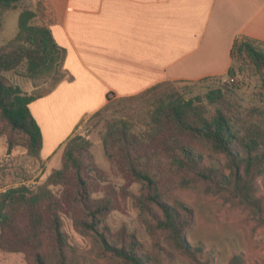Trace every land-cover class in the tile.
Returning <instances> with one entry per match:
<instances>
[{"label": "rangeland", "instance_id": "obj_1", "mask_svg": "<svg viewBox=\"0 0 264 264\" xmlns=\"http://www.w3.org/2000/svg\"><path fill=\"white\" fill-rule=\"evenodd\" d=\"M46 9L45 0H19L7 10L0 9V53L11 51L9 42L17 33L20 12L32 11L33 16L29 22L45 25ZM242 41L243 39H239L238 45H242ZM253 45L264 50L262 44ZM231 65L234 69V75L231 76L225 73L200 79L167 81L171 82L181 97L194 99L195 103L202 104L209 113L214 111V106L209 104L206 94L210 90L221 88L227 100L226 109L237 126L258 124L264 127V68L255 64L244 46L241 52H235ZM0 74L8 85L18 87L22 93L39 96L40 100L36 103L39 101L45 104L61 98L59 94L50 98L44 96L58 82L69 78L68 72L63 68L62 52H59L57 61L49 71L29 75L26 62L22 61L11 70H0ZM133 95L135 98L123 99L131 95L113 94L110 107L101 115L92 117L95 111L88 113L87 109L95 105L80 107L84 105L78 101L80 93H72L70 98L77 99L80 108L68 113L65 124L58 129L59 132L56 129L49 139L46 130L50 123L47 116L43 115L46 110L40 116L32 106L30 111L44 133L42 155L48 153L56 138L65 134L79 116L72 133L48 157L30 155L21 142L8 152L7 136L0 135V192L19 185L36 189L45 183L54 170L61 168L62 152L69 138L80 135L90 142L88 151L95 170L85 171L88 194L92 202H107V209L93 212L94 208H87L79 201L75 187L63 182L50 184L49 190L60 201L58 216L65 246L60 252L52 238L46 236L43 249L50 254L47 264H56L57 257L61 255L65 264H130L108 251L104 241L127 248L131 240L134 241L135 252L150 257L147 264H229L235 255L242 256V264H261L264 261V225L257 222L249 208L234 205L221 194L207 190L204 182L186 180L184 174L172 171L162 178L166 199L181 210L182 214H186L187 240L192 247H199L194 258L174 248L167 232L156 226L158 218H162L161 208L157 203L149 201L146 209L140 207L139 198L144 192L143 185L129 175L124 163L106 157L102 143L108 124L117 120L126 121L131 125L132 131L146 139L150 130L149 112L152 101L137 98L138 93ZM105 104L106 102L103 106ZM2 124L0 117V126ZM202 149L206 154L209 153L205 147ZM225 161L222 154L204 159L205 165L219 167L227 172L228 169L223 168ZM255 185L256 196L264 201V175L256 178ZM78 219L83 220L84 224H77ZM0 264L28 263L24 254L0 249Z\"/></svg>", "mask_w": 264, "mask_h": 264}, {"label": "trees", "instance_id": "obj_2", "mask_svg": "<svg viewBox=\"0 0 264 264\" xmlns=\"http://www.w3.org/2000/svg\"><path fill=\"white\" fill-rule=\"evenodd\" d=\"M18 1L0 0V9L7 10ZM32 16L30 10L20 12L17 33L9 42L11 51L0 53V70H11L25 61L28 74L36 75L49 71L59 52L64 51L47 26L29 22ZM239 39H243L242 45H238ZM239 39L231 48V62L235 52H241L244 46L255 64L264 68V50L253 45H264V42L245 37ZM226 74L234 75L232 65ZM112 95V92L106 94V104L92 117L110 107ZM137 96L152 101L146 139L132 131L126 121L117 120L108 124L102 136L104 153L107 158L124 163L129 175L143 185L144 192L139 198L142 209L147 208L149 201L160 206L162 218H158L156 226L167 232L171 245L191 258L199 250L187 240L185 212L182 214L166 199L162 178L170 171L184 174L186 180L204 182L207 190L221 194L234 205L249 208L257 222L264 225V201L255 194V180L264 175V127L258 124L237 126L226 109L227 100L221 88L206 94L209 104L214 106L211 113L194 99L181 97L169 81L156 83ZM38 97L8 85L0 74V117L3 121L0 135L7 136L8 152L21 142L30 155L40 154L43 136L29 109V104ZM131 98H135L134 95L123 99ZM89 146V140L80 135L69 138L62 152L61 168L54 170L44 184L36 189L19 185L0 192L1 250L24 254L28 264H47L50 254L43 248L48 236L62 252L65 239L58 216L60 201L49 190L50 184L63 182L75 187L79 201L87 208H94L93 212L107 209V202H92L88 194L85 171L95 170ZM214 154L225 156L223 168H227V172L205 165L204 159ZM77 224L82 225L84 221L78 219ZM104 246L130 264H147L150 260L149 256L135 252L133 240L127 248L105 241ZM56 260V264L66 263L62 255ZM242 262V256L235 255L229 264Z\"/></svg>", "mask_w": 264, "mask_h": 264}, {"label": "crops", "instance_id": "obj_3", "mask_svg": "<svg viewBox=\"0 0 264 264\" xmlns=\"http://www.w3.org/2000/svg\"><path fill=\"white\" fill-rule=\"evenodd\" d=\"M45 4L44 23L64 50L63 68L69 74L44 96L61 98L47 104L36 103L38 98L29 104L40 116L46 110L48 139L65 124L68 113L87 105H95L88 113L100 109L109 92L127 96L171 79L222 75L231 65L235 40L264 42V0H45ZM72 93H80L78 101L84 105L79 107L77 99L70 98ZM78 119L45 155L39 125L40 156H50Z\"/></svg>", "mask_w": 264, "mask_h": 264}, {"label": "bare ground", "instance_id": "obj_4", "mask_svg": "<svg viewBox=\"0 0 264 264\" xmlns=\"http://www.w3.org/2000/svg\"><path fill=\"white\" fill-rule=\"evenodd\" d=\"M36 109V111H37V108H35ZM53 115V114H52Z\"/></svg>", "mask_w": 264, "mask_h": 264}]
</instances>
